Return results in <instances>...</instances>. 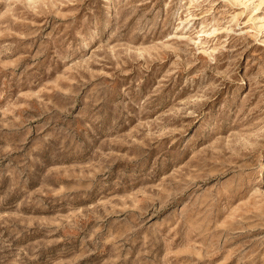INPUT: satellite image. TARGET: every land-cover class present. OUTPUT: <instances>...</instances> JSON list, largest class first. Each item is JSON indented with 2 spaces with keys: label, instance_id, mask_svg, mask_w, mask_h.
<instances>
[{
  "label": "rangeland",
  "instance_id": "1",
  "mask_svg": "<svg viewBox=\"0 0 264 264\" xmlns=\"http://www.w3.org/2000/svg\"><path fill=\"white\" fill-rule=\"evenodd\" d=\"M0 264H264V0H0Z\"/></svg>",
  "mask_w": 264,
  "mask_h": 264
}]
</instances>
